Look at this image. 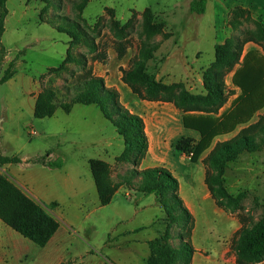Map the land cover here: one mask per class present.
Wrapping results in <instances>:
<instances>
[{
    "label": "rangeland",
    "instance_id": "rangeland-1",
    "mask_svg": "<svg viewBox=\"0 0 264 264\" xmlns=\"http://www.w3.org/2000/svg\"><path fill=\"white\" fill-rule=\"evenodd\" d=\"M189 1L5 2L7 13L0 36L3 46V52H0V76L9 61L13 60V75L20 69L29 75L31 98L36 99L43 89L50 88L55 92L56 101L53 115L35 117L33 103H27V94L22 90L24 81L14 80L12 85L4 82L0 84V154L4 151L7 156L17 154L19 157H31L27 161H21V164H12L10 170L4 168V172H0L20 181L31 196V179L60 182L65 170L41 166L40 163L32 161L34 158L40 156L44 160L55 161L62 159V152L65 151L66 166L77 164L75 170H68L74 181L71 186L73 189L70 188V201L57 205L40 200V204L52 215L61 219L66 214L72 220L67 228L70 235L67 256L72 253L82 254L84 263L94 258L104 264H145V253H149L148 245L142 246L144 256L128 253L131 248H139L127 241L133 234L136 238L151 239L168 230V242L172 246L179 244L180 233L185 234L184 222L180 218L168 223L163 219L164 213L154 194L139 192L131 184L120 185L117 190L121 191L115 193L107 205L98 204L96 192L88 177L89 165L83 160L86 157L101 159L99 157L103 156V152L100 142H109L108 157L119 154L123 148L122 138L97 106L73 103L70 112L64 111V106L70 103L69 96L72 92L69 89L83 77L97 76L95 74L98 72L108 74V77L113 72L116 75L118 72L122 74L124 70L133 68L141 47L148 44L156 43L158 47L152 58L146 61L147 75L153 80L173 86L169 91H159L160 98L175 97L181 88L191 93L205 94V71L208 68L222 70L213 67L212 63L213 46L222 41L224 36L233 37L235 44H241V56L249 49H257L264 55L262 37L257 31V26L264 27V0H207L203 13L190 12ZM240 3L250 4L252 11L261 15L256 18L249 15L245 19L231 18L228 12L230 7ZM79 4L83 5L81 9ZM147 8L152 13V21L159 25L158 31L153 35H146L142 31V17ZM70 24L75 26L70 27ZM57 25L76 32L78 41H70L67 33L58 31ZM196 49H200L201 53L196 54ZM68 52L71 60L65 64L64 69L56 71L55 68L63 63ZM239 62L240 57L233 67L236 68ZM231 75L232 71L223 75L226 100L216 114L226 110L239 93V88L231 82ZM135 87L142 94L145 93L144 82L135 83ZM124 100L127 101L126 98ZM119 102L121 103L120 99ZM128 106L136 114L150 115L153 112V125L160 121L159 125L166 136L168 127L174 129L168 148L169 156L163 161L166 166H181L179 154L189 158L190 152L178 150L175 146L180 138L193 132L192 129H184L181 122L177 125L160 107L152 108L134 102L128 103ZM263 113L264 106L248 122L237 125L229 133L215 136L210 146L198 157L203 166V174L200 173L195 189L191 190L184 185L182 187L183 197L194 212V215L191 213L193 227L189 238L195 250L188 264H237L233 249L236 232L241 227L254 223L264 214V141L254 151L240 152L221 172L225 189L233 195H240L237 207L232 210L217 206L211 195L207 198L203 196L204 190L207 191L203 183L205 173H215V170L206 167L201 161L216 141L232 137L242 126L255 122ZM82 117L87 118L82 120ZM118 154L113 160L101 159L113 182L122 180L127 170L137 168L131 162L117 161L115 158ZM185 162L191 164L186 159ZM76 181L83 187L77 186ZM126 191L131 196H127ZM66 198L65 196L64 199ZM0 224L12 236L7 238L13 244L14 250L8 258L10 264H41L38 257L41 246L20 235L1 219ZM140 226L143 229L131 235L119 234L126 229ZM115 243L117 245L113 246ZM135 253L139 254L138 251ZM65 263L81 264L70 258L61 262ZM173 264L184 263L176 261ZM261 264H264V256Z\"/></svg>",
    "mask_w": 264,
    "mask_h": 264
},
{
    "label": "trees",
    "instance_id": "trees-1",
    "mask_svg": "<svg viewBox=\"0 0 264 264\" xmlns=\"http://www.w3.org/2000/svg\"><path fill=\"white\" fill-rule=\"evenodd\" d=\"M5 2L6 0H0V36L4 30V18L7 13ZM205 6L206 0H190L188 9L190 12L203 13ZM78 7L81 9L83 5L79 4ZM152 20V13L147 8L142 17V31L146 35H153L159 29V25ZM257 27L262 37L261 46L264 50V27L260 25ZM57 29L67 33L70 41H78L76 32H71L62 25H57ZM235 43L233 37H226L221 43L214 45L212 64L213 67L222 68V70L208 68L205 71L203 78L205 94L191 93L181 88L175 97L160 98L159 91H169L173 86L149 78L145 70L146 61L152 58L153 52L158 47L156 43L141 47L139 58L135 61L133 68L124 70L121 74V80L140 98L148 101L171 102L182 111V126L198 132L199 137L196 140L188 136L182 137L175 147L178 150L190 152L191 161L198 159L199 155L210 146L215 136L229 133L237 125L248 122L253 114L264 106V55L257 49H249L241 56L242 46ZM0 52H3L1 43ZM239 57V65L234 68V63ZM70 60L71 56L68 52L63 63L55 70L64 69L65 64ZM12 67L13 60L9 61L3 70L0 84L13 75ZM228 71H232L231 82L239 88V93L226 110L216 114L226 100L223 75ZM139 81L144 82L145 85L143 94L135 87V83ZM69 91L72 92L69 96L70 103L64 106V111L69 112L73 103L97 106L122 138L123 148L115 159L125 160L137 166L147 150V136L141 116L124 107L119 102L118 91L114 87L105 86L101 77H83ZM55 101L54 90L43 89L35 99L33 115L39 118L53 115ZM263 141L264 113L255 122L242 126L232 137L216 141L202 158L201 161L206 167L215 170V173L206 171L204 183L217 206L232 210L237 207L240 198L239 194L233 195L223 186L221 176L223 168L228 162L234 161L240 152L254 151ZM32 161L53 168H59L62 165L61 159L50 161L40 156ZM9 162L18 163L21 160L16 155L0 154V165ZM88 165L100 205L108 204L120 185L131 184L139 192L154 194L164 213L163 219L168 223H173L178 218L184 222L185 234H179L178 245H170L168 230L147 241L149 253L144 259L145 264H173L176 261L189 263L195 250L189 238L193 227V216L184 206L178 193V180L167 168L163 166L131 168L125 172L122 180L113 182L108 176L104 161L89 158ZM0 219L39 246L47 243L59 225L58 220L43 205L27 195L2 172H0ZM233 249L237 264H261L264 256V214L254 223L243 226L236 232Z\"/></svg>",
    "mask_w": 264,
    "mask_h": 264
},
{
    "label": "crops",
    "instance_id": "crops-1",
    "mask_svg": "<svg viewBox=\"0 0 264 264\" xmlns=\"http://www.w3.org/2000/svg\"><path fill=\"white\" fill-rule=\"evenodd\" d=\"M206 2H207V0H206ZM228 12H230L231 18L235 17V18H240V19H245L248 15L251 17H254V18H256L257 15L258 16L261 15V13H257V12L252 11L250 4H243V3L233 5L232 7H230ZM226 37H228V36H224L222 41ZM222 41H219L218 43H221ZM215 44H217V43H215ZM163 45H164V43L161 44V46H163ZM213 48H214V46H213ZM200 53H201L200 49H196V54H200ZM107 68L105 67L104 69L106 71H109ZM157 74H160V73L157 72ZM95 75L102 77L106 86L114 87L118 91L119 99H120L121 103L130 112L134 113V111L131 108H129V106H128V103H130V102H134V103L139 104V105L146 104V105L152 106V108L157 106L158 108L159 107L162 108L163 111L165 110L166 114L168 116L170 115L172 117V119L175 120L177 125L181 122L182 112L180 109L175 107L170 102L159 103L156 101H148V100H144V99L139 98L137 95H135L131 91V89L127 86V84H125L120 79L121 73L118 72V74H117L118 76H117L116 73L113 72V74H111V77H108V74L105 75V74H102L101 72H98ZM158 76H160V75H158ZM14 80L15 81L16 80L21 81V82L24 81L25 84H23L24 86H23L22 90L24 93L27 94L26 101L29 104L32 102L33 106H34V99L35 98L30 97L31 89H30L29 84L31 81H30L29 75H27L25 70L20 69L19 71H17V73H15L11 78L6 80L4 83L12 85V83H14L13 82ZM124 98H126L127 101H125ZM88 105H93V104H88ZM71 109H72V107H71ZM138 115H140L141 118L143 119L144 129H145V133L147 135V150H146V153L144 154V156L141 157L139 164L137 165V169H142V168H146V167H153V166H163V167L167 168L170 171V173L178 180V186H179L178 191H179L180 197L183 200L184 205L194 215V212H193L191 206L186 203L185 198L183 197L182 187L184 185L185 187H188L191 190L195 189V184H196V181H198L200 173L203 174V166H201L200 159L198 158L196 161H191L190 158H187V157L183 156L182 154H179V157L182 160L181 166H177L175 164L170 165V166H166L163 163V161H165V157L169 156L168 148H169V143L172 141L171 138L173 137L174 129L168 127L167 132H166L168 134V136H166L165 134H163L162 127L159 125L161 123L160 121H156V123L153 125V119L155 117V114H153V112L150 115H145L143 113H138ZM86 118L87 117H82V120H86ZM176 127H178V126H176ZM183 128L187 129L185 127H183ZM158 132H160V133L158 134ZM185 136L191 137L194 140L198 139V137H199L198 132H196L194 130H193V132H190V134L187 133ZM100 143H101V147H102L103 156L99 157V158L104 159V160H113L115 155H117L118 153H116L115 155H112L111 157H108L109 155H108L107 149L109 146V142H100ZM105 150L107 152H105ZM2 152H3L2 154L5 155L4 151H2ZM13 155L18 156L17 154H13ZM105 155H106V157H105ZM8 156H12V155H8ZM19 158L21 161H27V159H29L31 157L30 156H23V157L21 156ZM185 159L188 161H191V164L186 163ZM61 160H62V165L58 169H65V170H63L64 171L63 172L64 177L60 180V182L50 181V180H45V179L36 181V180L31 179V196H30L31 198H33L34 200H36L39 203H40V200H42V201L54 202L57 205L63 204L65 201H70V198H69L70 195L69 194L72 192V189H73L71 186L74 185V181L72 179V174L70 173V171L75 170L77 168V164L71 163L69 166H66L67 157H66L65 151L62 152V159ZM83 161H85V163H88V157H86L85 160H83ZM173 162H175V161H173ZM12 164H21V162L5 163L4 165L0 166V171L4 172V168H8L10 170V168L12 167ZM40 165L44 166V164H41V163H40ZM68 170H70V171H68ZM8 177L28 195V193L25 191V189H24L23 185L20 183V181H17L16 179L14 180L10 176H8ZM88 177H89V181H91V184H92V186L96 192L95 183H94L93 177L91 175V172L89 173ZM89 181H86V183L90 185ZM76 185L83 187V186H81V184H78L77 181H76ZM204 185H205V183H204ZM70 188H72V189L70 190ZM203 188H204V186H203ZM205 188L207 189L206 185H205ZM118 191H121V190H116L113 193L112 198L114 197L115 193H117ZM125 194L127 196H131L130 192H128V191H126ZM65 196L67 197L66 199H64ZM96 196H97V192H96ZM203 196L206 198L210 196L208 189H207V191L204 190ZM112 198H111V200H112ZM111 200H110V202H111ZM97 201H98V197H97ZM98 204H99V202H98ZM54 217L58 220L59 225H58V228L56 229V231L54 232V234L51 236V238L47 241V243L45 245L41 246L42 250H41L40 254L38 255V257L40 258L41 264H61V262H63V261L66 262V260L68 258H70L71 260H76L78 262H81V264H104L102 261L94 259V258L89 259V261L87 263H84V261H83L84 257H82L83 256L82 254L72 253L70 256H67L66 255V251L68 250L67 241H68V238L70 237L67 228H68V226H70L72 224V220H70V218L66 217V214H65V216L61 217V219H59V217H56V216H54ZM141 229H143V226L133 227L131 229H126L124 231H121L119 234L120 235H122V234L131 235L133 233L140 231ZM5 234L8 236H6ZM8 237H12L10 235V232L8 230H6V228H3V226L0 224V264H10L8 262V258L14 252L13 244H10V242L7 241ZM149 239L136 238L133 234V236L128 238L127 241H131V243L136 244V246H139V248H138V250L131 248L130 252H128V253L135 255V256L143 255L144 251L142 250V246L147 247V241ZM113 240H115V242H116V239L113 238ZM116 245H117L116 243L113 244V246H116ZM135 251H138L139 254L138 253L136 254ZM146 256L147 255L145 253V257ZM128 257H130V256H128ZM65 264H68V263H65Z\"/></svg>",
    "mask_w": 264,
    "mask_h": 264
},
{
    "label": "built area",
    "instance_id": "built-area-1",
    "mask_svg": "<svg viewBox=\"0 0 264 264\" xmlns=\"http://www.w3.org/2000/svg\"><path fill=\"white\" fill-rule=\"evenodd\" d=\"M191 154V153H190Z\"/></svg>",
    "mask_w": 264,
    "mask_h": 264
}]
</instances>
